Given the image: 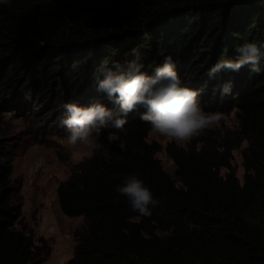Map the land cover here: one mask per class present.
Segmentation results:
<instances>
[{"label": "trees", "instance_id": "1", "mask_svg": "<svg viewBox=\"0 0 264 264\" xmlns=\"http://www.w3.org/2000/svg\"><path fill=\"white\" fill-rule=\"evenodd\" d=\"M256 42L264 54V0H9L0 5V264H43L51 253L23 222L13 173L7 107L32 102L110 104L97 92L98 69L118 61L145 65L149 76L171 56L179 87L198 93L205 112L236 110L239 128H210L182 146L170 142L174 176L156 154L150 125L129 113L106 148L76 163L58 187L63 212L81 217L69 264H264V71H222L237 49ZM135 50V54L133 53ZM264 70V55L260 61ZM232 82V94L220 87ZM143 111V110H141ZM246 141L243 182L232 150ZM227 169L223 173V169ZM136 173L159 203L133 211L115 187Z\"/></svg>", "mask_w": 264, "mask_h": 264}, {"label": "clouds", "instance_id": "2", "mask_svg": "<svg viewBox=\"0 0 264 264\" xmlns=\"http://www.w3.org/2000/svg\"><path fill=\"white\" fill-rule=\"evenodd\" d=\"M7 3L9 0H0V5ZM237 52V59L218 61L210 68L207 73L209 79L222 71L238 73L246 66L251 73L264 71L260 67L264 54L256 42L244 43ZM144 68L145 65L138 60L130 63L127 72L121 71L118 61L105 60L101 64L98 69L97 92L108 103L116 105L115 109H109L103 103L88 107L72 103L62 105L65 115L60 122L68 133L65 137L66 146L74 154L79 157L99 152L105 161L110 162V150L99 143L97 137L109 126L123 130L127 123L126 117L133 112H140L141 121L150 125L151 133L177 144H186L201 136L223 118L220 112H205L196 91L179 87L181 81L171 56L165 57L164 63L156 67L151 76ZM232 88V82H226L220 87V94L231 95ZM115 139V134L109 132V145ZM42 164L43 161H36L30 172L35 173ZM115 191L126 197L133 211H138L141 216H150L149 205L159 203L136 173L125 176Z\"/></svg>", "mask_w": 264, "mask_h": 264}, {"label": "rangeland", "instance_id": "3", "mask_svg": "<svg viewBox=\"0 0 264 264\" xmlns=\"http://www.w3.org/2000/svg\"><path fill=\"white\" fill-rule=\"evenodd\" d=\"M32 103L24 106L17 102L4 111V124L11 132L9 141L14 150L12 178L20 188L23 222L35 238H44L51 245V253L43 264H69L76 245L75 230L83 220L81 217H69L63 212L58 187L69 177L76 163L90 156L85 154L78 157L66 146L68 133L60 122L65 115L61 107L53 109L47 104ZM211 128L222 136L237 130L239 120L236 110L223 114V118ZM108 134L103 129L97 141L107 143ZM148 139L158 143L160 151L156 157L163 168L174 176L175 164L166 151L167 144L173 141L151 131ZM246 146L247 142L243 141L232 150L233 171L241 182L245 174L243 152ZM38 160L43 161L42 167L31 173L30 169ZM222 172L226 173L227 169Z\"/></svg>", "mask_w": 264, "mask_h": 264}]
</instances>
